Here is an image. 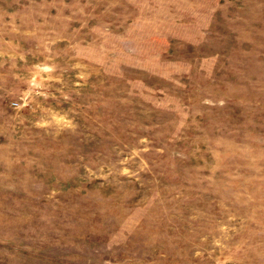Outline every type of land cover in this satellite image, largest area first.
I'll use <instances>...</instances> for the list:
<instances>
[{
	"label": "rangeland",
	"instance_id": "1",
	"mask_svg": "<svg viewBox=\"0 0 264 264\" xmlns=\"http://www.w3.org/2000/svg\"><path fill=\"white\" fill-rule=\"evenodd\" d=\"M0 264H264V0H0Z\"/></svg>",
	"mask_w": 264,
	"mask_h": 264
},
{
	"label": "built area",
	"instance_id": "2",
	"mask_svg": "<svg viewBox=\"0 0 264 264\" xmlns=\"http://www.w3.org/2000/svg\"><path fill=\"white\" fill-rule=\"evenodd\" d=\"M15 106H18V104H15Z\"/></svg>",
	"mask_w": 264,
	"mask_h": 264
}]
</instances>
